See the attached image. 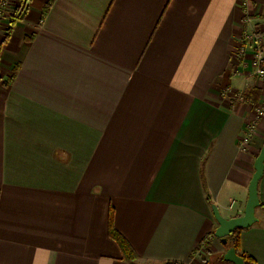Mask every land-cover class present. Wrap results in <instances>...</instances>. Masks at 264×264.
<instances>
[{
	"label": "crops",
	"instance_id": "crops-1",
	"mask_svg": "<svg viewBox=\"0 0 264 264\" xmlns=\"http://www.w3.org/2000/svg\"><path fill=\"white\" fill-rule=\"evenodd\" d=\"M245 16L264 0H30L0 29V264H234L210 233L212 204L244 213L264 143L263 118L241 144L262 100ZM258 195L251 264L264 175Z\"/></svg>",
	"mask_w": 264,
	"mask_h": 264
},
{
	"label": "built area",
	"instance_id": "built-area-1",
	"mask_svg": "<svg viewBox=\"0 0 264 264\" xmlns=\"http://www.w3.org/2000/svg\"><path fill=\"white\" fill-rule=\"evenodd\" d=\"M8 2L9 0H0V5L9 9L7 8ZM29 5L30 0H18L14 10L18 11L20 17H23L27 14ZM11 13L13 12L11 11ZM243 23L244 30L241 38V52L245 53L248 46L252 48L253 55L251 59V67L262 94V100L260 105L257 107L255 117L246 125L244 129L241 144L242 147L245 148L254 136L259 122L264 118V21L256 22L251 17L245 16ZM201 244L199 252L202 253L204 251V244Z\"/></svg>",
	"mask_w": 264,
	"mask_h": 264
},
{
	"label": "water",
	"instance_id": "water-1",
	"mask_svg": "<svg viewBox=\"0 0 264 264\" xmlns=\"http://www.w3.org/2000/svg\"><path fill=\"white\" fill-rule=\"evenodd\" d=\"M254 169L248 188V200L245 206V211L242 215L226 218L220 213L218 206L212 204L213 213L218 222L214 234L216 237L220 238L223 243L228 242V235L233 233L236 229L248 228L258 221L256 209L260 205L258 185L260 179L264 175V143L255 159ZM223 259L234 264H245L244 258L237 253L233 246L226 249L223 253Z\"/></svg>",
	"mask_w": 264,
	"mask_h": 264
},
{
	"label": "trees",
	"instance_id": "trees-1",
	"mask_svg": "<svg viewBox=\"0 0 264 264\" xmlns=\"http://www.w3.org/2000/svg\"><path fill=\"white\" fill-rule=\"evenodd\" d=\"M10 17H11V20H10V25H9V28H8V32L11 28V26L14 24L15 21H17L18 19H20V15L19 13H10L9 14ZM7 37V36H6ZM6 37L4 39H2V41H0V51H1V46L3 44V41H5ZM8 80V79H7ZM7 80H5V82H7ZM2 81V77L0 76V82ZM254 93H257L260 95V89H254ZM258 95V97H259ZM248 97H251V93H249V95L247 94ZM257 98V97H256ZM256 98L253 99V101H256ZM241 229H236L233 233L229 234L227 239H228V242L227 243H223L224 244V247H225V250L230 247V246H233L235 247L236 251L238 254H240L243 258H244V261H245V264H251L253 262V259L249 256H247L245 253H242L240 250H239V233H240ZM215 230L210 233V235H214ZM109 235L118 243V245L120 246L122 252H123V258L126 259V260H129L133 263H135L136 261L139 260V256L138 254L136 253V251L134 250V248L131 246V244L128 242V240L125 238V236L123 234H121L114 226V211H113V208L110 209V213H109ZM204 245H206V251H208V245L209 244V241H208V237H205L202 239V242ZM220 258H223V253H221L219 255ZM210 262L207 261L205 264H209ZM166 264H184V263H181V262H178V261H169V262H166Z\"/></svg>",
	"mask_w": 264,
	"mask_h": 264
},
{
	"label": "rangeland",
	"instance_id": "rangeland-1",
	"mask_svg": "<svg viewBox=\"0 0 264 264\" xmlns=\"http://www.w3.org/2000/svg\"><path fill=\"white\" fill-rule=\"evenodd\" d=\"M17 3H18V0H9L8 5H7V8H9V9H6L5 7H2L0 5V29H3V31L5 30L4 29L5 25L7 26L8 22L10 23L11 17L9 14L11 13V11L13 13H18L17 10H14V7L16 6ZM207 237H209V236H207ZM205 254H208V253H204L203 255L205 256ZM207 259H209V258L207 257ZM212 263L213 262H210L209 264H212Z\"/></svg>",
	"mask_w": 264,
	"mask_h": 264
}]
</instances>
